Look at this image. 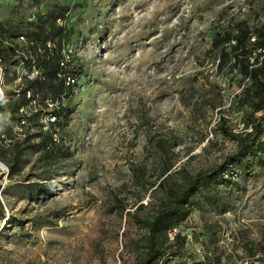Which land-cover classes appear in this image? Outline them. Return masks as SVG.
<instances>
[{"label": "rangeland", "instance_id": "1", "mask_svg": "<svg viewBox=\"0 0 264 264\" xmlns=\"http://www.w3.org/2000/svg\"><path fill=\"white\" fill-rule=\"evenodd\" d=\"M56 6L69 10L57 25L78 84L52 153L39 100L24 127L0 108V264H136L147 235L137 222L166 198L160 182L221 164L241 140L264 144V51L249 66L231 48L244 33L264 46V0H0V31L24 36L20 21ZM18 70L4 93L23 84ZM248 158L170 223L168 239L185 242L153 264H264V166Z\"/></svg>", "mask_w": 264, "mask_h": 264}, {"label": "trees", "instance_id": "2", "mask_svg": "<svg viewBox=\"0 0 264 264\" xmlns=\"http://www.w3.org/2000/svg\"><path fill=\"white\" fill-rule=\"evenodd\" d=\"M68 12V7L56 6L54 10L47 14L39 15L36 21L25 23L20 21L17 28L24 36H12L6 30L0 31L4 37L5 35L7 36L8 41H10L14 47L20 48L26 55L35 58L37 68L41 74L40 77H36L32 80L26 78L25 74L24 82L20 85L21 88L19 93L21 94V98L17 97L15 91H10L5 93L3 99L0 101V108L6 105V109L10 108V110L17 115V120L22 118L21 114H19V109L27 101V92L40 93L42 97L48 96L52 99L59 98L65 90L71 92V89L65 88V77L76 76L77 72L73 64L68 65L67 68H62L60 66L63 57L62 52L64 50L63 40L66 39L69 34L65 27L57 25V21L65 20ZM244 35L245 37L247 36L245 40L246 44L241 46V41L238 39L235 46L231 48L233 52H236L238 61L242 57L246 64L251 66L252 63L259 60L260 53L257 54V48H262L261 50L264 51V46L260 39L255 38V40L252 41L254 36H250L246 33H244ZM19 37H24L26 40L25 43H23L24 48L18 44ZM14 38L16 39L15 41ZM48 42H51V47L49 48L47 47ZM14 47H12V49ZM253 55L256 57L251 60ZM11 57L13 58L14 56L11 54ZM12 58L8 62L7 58V61H5L1 57L2 62L7 68L5 76L10 67L15 69L13 62L17 63L19 61H13ZM259 67H263L262 74L264 75V59L260 61ZM258 74L259 71L257 67H252L249 78H257ZM68 113L67 105L53 111L57 120L54 124L49 125L53 127V130L49 132L50 134H48L47 138L42 142L45 152L52 153L54 148L58 145L57 142L53 141V136L56 135L57 132L55 127L59 125L62 116H67ZM25 119L27 123L30 121L29 117H25ZM219 131L225 136H232L227 130L225 118L220 120ZM257 138L258 137L251 143H247L245 140L239 141L236 152L222 161L219 165H214L205 171L192 175L178 172L179 175L181 174V180L179 183L172 184L171 188H164L163 182L158 184L157 189L163 191L166 198L144 219L138 220L137 222L143 226L147 235L143 238L142 246L136 248L138 251L136 264H153L164 258L168 254L167 250L174 246L175 242L178 245L185 242L186 238L179 234H175L173 241L168 239V231L171 228L170 223L182 222L187 219L190 214L189 208L193 205V200L199 192L208 190L213 182L222 178V176L231 169L236 171L237 176L241 175L247 170V166L249 165L247 160L249 159L248 157H250L252 162L255 161L257 164L264 166V158L262 157L264 153V144H256ZM57 141L59 142L58 138ZM169 169L170 166L162 173L165 179L169 177V175H167ZM250 252L251 257H255L254 250L251 249ZM173 256L174 254L172 252L171 257Z\"/></svg>", "mask_w": 264, "mask_h": 264}, {"label": "built area", "instance_id": "3", "mask_svg": "<svg viewBox=\"0 0 264 264\" xmlns=\"http://www.w3.org/2000/svg\"><path fill=\"white\" fill-rule=\"evenodd\" d=\"M255 40V37L252 39V41ZM19 41H25L24 37H19L18 38V42ZM47 47H51V42L47 43ZM12 55L14 56L12 58L13 61L15 60H19L17 63L13 64L15 65V68H17V72H20L18 69L21 68V77L19 78V81L24 78L25 74H26V78L32 80L36 77H40V71L37 68V64H36V60L35 58H33L30 55H26L24 53V51H22L20 48H13L11 51ZM63 57H62V61L60 63V66L62 68H67L68 65L72 64V58H73V54L71 51L69 50H63L62 52ZM7 68L5 67V64L2 62V59L0 57V101L3 99L4 97V89H5V73H6ZM78 84V76H73V77H65V88L66 89H71V92L66 91L60 95L59 98L57 99H52L50 97H42V95L40 93H32V92H27L26 94V103L21 106V108L19 109V113L21 114V117L18 120V124L21 127H24L27 125V121L25 119V117H27V105L30 101L32 100H39L38 102H40L41 104H39V106L42 107V112H43V118L44 121L43 123L45 124V129L48 128V126L50 124H54L57 120V117L53 114L54 110H58L61 107H64L67 105V101L69 100V98L71 97L72 94L75 93L76 90V86ZM22 85L21 83H19V86ZM20 88L19 87L15 92L17 93V97L21 98V94L20 92ZM53 141L58 142L57 141V136L54 135L53 136ZM50 147V146H49ZM5 170V169H4Z\"/></svg>", "mask_w": 264, "mask_h": 264}]
</instances>
